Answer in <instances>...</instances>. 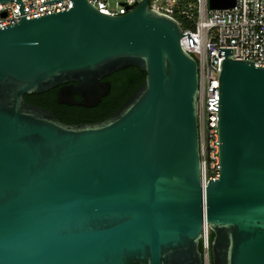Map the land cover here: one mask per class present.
Wrapping results in <instances>:
<instances>
[{"label": "water", "instance_id": "95a60500", "mask_svg": "<svg viewBox=\"0 0 264 264\" xmlns=\"http://www.w3.org/2000/svg\"><path fill=\"white\" fill-rule=\"evenodd\" d=\"M13 1L21 21L0 27V264H206L205 226L211 264H264V68L219 48L220 179L203 187L198 64L178 21L150 0L121 16L72 0L30 20L22 0L0 4ZM131 67L144 82L98 123L24 98L58 88L57 103L95 108L104 79Z\"/></svg>", "mask_w": 264, "mask_h": 264}, {"label": "built area", "instance_id": "2783aa9c", "mask_svg": "<svg viewBox=\"0 0 264 264\" xmlns=\"http://www.w3.org/2000/svg\"><path fill=\"white\" fill-rule=\"evenodd\" d=\"M51 0H22L27 20L62 12L73 7L72 0L43 6ZM99 12L121 16L143 0H87ZM150 9L180 24L181 46L198 64V131L201 183L220 179L219 150V71L225 56L219 48L233 49L235 60H254L264 68V0H236L234 7L213 9L210 0H150ZM21 5L17 1L0 4V27L21 21ZM184 26V27H183ZM190 45V46H189ZM202 248L206 264H210V230L204 227Z\"/></svg>", "mask_w": 264, "mask_h": 264}, {"label": "trees", "instance_id": "16d2710c", "mask_svg": "<svg viewBox=\"0 0 264 264\" xmlns=\"http://www.w3.org/2000/svg\"><path fill=\"white\" fill-rule=\"evenodd\" d=\"M145 78L146 73L134 67L119 71L107 77V80L111 83L110 94L97 107L92 109L60 105L56 101L57 93L54 90L40 95H25L24 98L29 104L42 106L51 110L56 118L67 124H80L86 121L96 120L104 121L129 99L141 86ZM213 238L214 236L210 232V242H212ZM200 251L203 253L202 242Z\"/></svg>", "mask_w": 264, "mask_h": 264}, {"label": "flooded vegetation", "instance_id": "af4514ba", "mask_svg": "<svg viewBox=\"0 0 264 264\" xmlns=\"http://www.w3.org/2000/svg\"><path fill=\"white\" fill-rule=\"evenodd\" d=\"M112 76V75H111ZM110 77V76H109ZM104 81H108V82H110L109 80H107V78H105L104 79ZM54 91H56V93H57V91H58V88H55V89H53ZM75 100H77V101H79L80 100V96L79 95H75ZM59 104V103H58ZM60 105H64V104H60ZM66 106H68V105H66ZM76 107V106H75ZM78 108H83V107H78ZM84 109H88V108H84ZM90 109H92V108H90ZM102 121V120H101ZM101 121H99V120H96V121H86V122H83V123H80V124H86V123H98V122H101Z\"/></svg>", "mask_w": 264, "mask_h": 264}, {"label": "rangeland", "instance_id": "374dc122", "mask_svg": "<svg viewBox=\"0 0 264 264\" xmlns=\"http://www.w3.org/2000/svg\"><path fill=\"white\" fill-rule=\"evenodd\" d=\"M210 264H211V262H210Z\"/></svg>", "mask_w": 264, "mask_h": 264}]
</instances>
